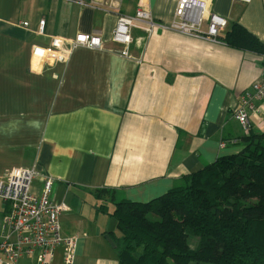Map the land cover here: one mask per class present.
Returning <instances> with one entry per match:
<instances>
[{
  "label": "crops",
  "instance_id": "0c3cea01",
  "mask_svg": "<svg viewBox=\"0 0 264 264\" xmlns=\"http://www.w3.org/2000/svg\"><path fill=\"white\" fill-rule=\"evenodd\" d=\"M85 1L0 0V180L30 167L52 177L51 198L68 207L61 233L76 236L72 264H118L114 203L148 202L239 152L233 112L260 78L264 53L209 38L208 19L198 37L170 29L177 0ZM203 1L207 16L225 20L220 35L237 23L264 45V0ZM139 8L156 27L132 31L125 57L112 32ZM79 34L100 38L101 49H71ZM255 107L248 119L258 133L264 99ZM40 187L34 180L33 192ZM63 252L52 264H63Z\"/></svg>",
  "mask_w": 264,
  "mask_h": 264
},
{
  "label": "trees",
  "instance_id": "16d2710c",
  "mask_svg": "<svg viewBox=\"0 0 264 264\" xmlns=\"http://www.w3.org/2000/svg\"><path fill=\"white\" fill-rule=\"evenodd\" d=\"M217 39L264 53L237 23ZM241 142L239 152L183 177L157 198L115 202L110 216L120 236L111 240L118 264H264V130H250Z\"/></svg>",
  "mask_w": 264,
  "mask_h": 264
},
{
  "label": "built area",
  "instance_id": "2783aa9c",
  "mask_svg": "<svg viewBox=\"0 0 264 264\" xmlns=\"http://www.w3.org/2000/svg\"><path fill=\"white\" fill-rule=\"evenodd\" d=\"M62 1L81 6L87 3L85 0ZM207 13L203 0H179L169 28L183 35L198 37ZM208 22L207 36L215 40L217 33H220L218 30L223 29L226 22L216 15H210ZM142 23L146 26L141 27ZM22 26L26 27L27 22H23ZM44 27L45 20L41 19L37 34L42 35ZM155 27L151 15L139 8L133 16L118 17L112 41L122 44L124 48L119 51L120 54L129 57L128 47L134 42L132 31L143 29L151 34ZM101 44L100 38L94 35L79 34L71 43V49H101ZM261 65L260 78L241 94L238 107L233 113V118L246 134L251 130L249 112L258 111L255 102L264 99V56ZM36 179L41 181L38 193L32 190V183ZM53 184L52 177L34 167L15 168L9 172L6 180H0V264H21L24 259L32 257L36 264H52L57 247L63 248V264L74 262L76 236L64 237L61 233L59 217L68 207L51 198Z\"/></svg>",
  "mask_w": 264,
  "mask_h": 264
},
{
  "label": "rangeland",
  "instance_id": "374dc122",
  "mask_svg": "<svg viewBox=\"0 0 264 264\" xmlns=\"http://www.w3.org/2000/svg\"><path fill=\"white\" fill-rule=\"evenodd\" d=\"M234 1H236V0H234ZM178 2H179V0H177V5H178ZM241 2H244V1H241ZM248 2H249V1H248ZM248 2H244V3H248ZM177 5H176V6H177ZM175 11H176V9H175ZM174 14H175V13H174ZM207 14H208V13H207ZM207 14H206L205 17H204L206 20H207L208 17L210 16V15L207 16ZM115 27H116V26H115ZM225 27H226V25H225ZM225 27H224V28H225ZM224 28L218 30V32H222V31L224 30ZM114 29H115V28H114ZM200 31H201V29H200ZM176 32H177V31H176ZM207 33H208V30H207ZM112 34H113V32H112ZM201 35H204V34L201 33ZM219 35H220V33H217V35H216L215 37L218 38ZM206 36H207V34H206ZM243 92H244V91H243ZM243 92H242V93H243ZM237 107H238V106H237ZM236 109H237V108H236ZM236 109H235V110H236ZM233 113H234V112H233ZM234 120H236V119L234 118ZM238 125L240 126V128L242 129V131H243V133H244V135H245L246 133L244 132V130H243V128L241 127V125H240V124H238ZM190 244H191V245H194V243H192L191 241H190Z\"/></svg>",
  "mask_w": 264,
  "mask_h": 264
}]
</instances>
